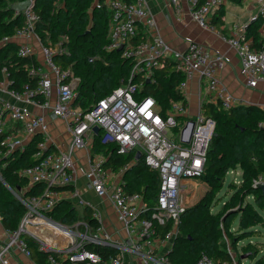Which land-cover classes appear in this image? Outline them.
<instances>
[{
	"label": "built area",
	"instance_id": "built-area-1",
	"mask_svg": "<svg viewBox=\"0 0 264 264\" xmlns=\"http://www.w3.org/2000/svg\"><path fill=\"white\" fill-rule=\"evenodd\" d=\"M224 1L205 0L194 8L196 0H190L194 19L202 27L215 30L216 25L210 21V13ZM34 6L35 0H32V4L23 11L24 26L11 36L1 37L0 46L16 36L27 39L36 37L41 41L36 31L40 15ZM95 6L109 10L106 50L120 52L121 57L132 65L124 84L101 98L91 109L82 110L74 105L80 77L70 67L62 68L54 58L56 54L66 51L60 44L51 46L43 42L41 50L44 58L40 61L41 65L31 70L40 77L36 88L27 85L23 91L12 90L7 88L10 82L8 78L2 81L7 82L5 89L12 96V99L1 100L0 104L3 155L23 150L38 133L42 134L43 139L37 145V162L20 170L30 185H42L41 192L26 197L17 194L27 210L18 229L8 231L7 237L0 239V264H18V257H31V249L24 234L37 238L41 249L59 252V258L52 254L49 256L50 264H60L63 259L74 263L105 264L102 254L87 245L121 247L103 226L100 210L83 196L76 185L75 153L80 148L89 151V166L85 176L91 188L98 196L110 197L118 219L134 236L127 248L138 253L144 264H170L167 254L156 252L154 241L158 236L154 223L165 225L168 221L173 222L172 229L162 238L163 241H172L178 235V223L190 206V198L194 196V189L189 184L200 179L205 171L217 123L203 112L202 106L195 116H190L188 103L183 101L173 103L164 114L156 98L143 93L145 82H156L155 71L161 67L164 59H172L176 61L175 69L184 74L179 84L182 93L189 81L197 77L212 95L214 103L220 102L226 109L240 104L218 76V71L226 63L225 55L212 53L195 41L188 43L183 51L175 49L161 35L147 0H96ZM258 18L264 19V3L253 20ZM223 38L237 50L247 85L256 87L260 81H264V48L253 45L254 40L247 33V26H235ZM34 52V46L29 41L19 45L20 55H35ZM32 106L48 109L67 123L70 141L66 147H54L56 143L50 134L48 116L35 112ZM259 107L264 111V103L259 104ZM18 125L22 126L25 136L17 131ZM95 126L100 128L98 133L101 132L103 143L116 142L118 152L122 154L132 151L137 154L140 151L145 163L159 171V192L153 211L141 193L128 192L124 186L122 175L136 162V155L118 170L117 179H113L114 170L106 165L107 158L102 153L91 152L97 134ZM169 129L173 130L171 134ZM262 183V177L254 180L255 186ZM68 186L72 188H65ZM26 190L24 188L21 191ZM64 193L71 201L92 209L98 225L94 227L88 222H80L76 226H69L53 220L49 212ZM136 221H140V229L136 228ZM41 228L49 230L53 239H57L59 234L66 242L56 240L52 243L49 234L39 231ZM229 251L232 255L230 261H217L203 254L196 264H240L231 248ZM109 260L111 264H124L121 254L111 256Z\"/></svg>",
	"mask_w": 264,
	"mask_h": 264
},
{
	"label": "trees",
	"instance_id": "trees-1",
	"mask_svg": "<svg viewBox=\"0 0 264 264\" xmlns=\"http://www.w3.org/2000/svg\"><path fill=\"white\" fill-rule=\"evenodd\" d=\"M19 1L22 0H0V38L13 35L24 26V13L11 8L13 3ZM95 1L35 0L34 6L40 15L36 31L42 42L51 46L60 44L69 51L68 54H56L54 58L62 68L70 67L80 77L74 105L84 111L91 109L101 98L124 84L132 67L130 61L121 57L120 52L106 50L109 10L95 6ZM204 1L196 0L194 8ZM229 1L240 4L243 0ZM215 8L218 17H214L211 22L219 26L223 23L224 5ZM261 27L264 28L262 18L247 26V33L254 40L253 45L259 48L264 47ZM18 49L19 45L14 41L0 46V81L8 78V87L17 91H23L27 85L36 88L40 77L31 70L41 65V62L35 55H20ZM91 58L94 60L90 61ZM175 63L172 59H164L161 67L155 71L156 82H145L143 88L144 94H151L156 98L164 114L175 102L187 103L179 88L184 74L175 69ZM202 110L217 123L216 135L212 138L205 171L201 177L207 184V191L181 216L178 236L167 253L170 264H196L203 254H208L217 261H230L232 255L224 230H229L231 221L239 215V231L255 235V231L250 228L264 220V190L254 185L255 179H264V111L254 104H238L226 109L220 102L208 101L203 102ZM42 139V134L38 133L23 150H16L5 156L0 138V213L7 231L18 229L27 210L17 194L26 197L41 192L42 185H30L27 177L20 174V170L37 162V145ZM92 151L102 153L107 158L106 165L115 171L130 163L136 155L133 151L128 154L119 153L116 142L103 143L101 132L95 134ZM236 168L242 170V181L230 184L235 191L226 203L227 211L213 212V201L224 186L227 172ZM124 180L127 191L141 193L153 211L159 192V171L148 166L142 156L125 171ZM24 188L27 190L22 192ZM248 196H253L254 201H249ZM85 209L92 212L89 207ZM91 212L87 214V222L96 227L98 221ZM49 215L57 222L68 224L77 218V211L73 202L66 199L59 202ZM154 224L156 235L160 238H165L173 227L172 221L165 225L157 222ZM43 229L42 232L45 233L46 230ZM244 234L245 232L241 237ZM24 238L29 243L31 257L38 264H50L51 254L59 258V252L41 249L33 236L24 234ZM232 240L235 242L236 237H232ZM87 247L102 254L105 261L118 254V249L109 245L88 244ZM239 263L243 264L242 260ZM60 264L84 263L63 259ZM256 264H264V259H258Z\"/></svg>",
	"mask_w": 264,
	"mask_h": 264
},
{
	"label": "crops",
	"instance_id": "crops-1",
	"mask_svg": "<svg viewBox=\"0 0 264 264\" xmlns=\"http://www.w3.org/2000/svg\"><path fill=\"white\" fill-rule=\"evenodd\" d=\"M147 2L151 12L153 13L161 35L175 49L183 51L186 49L188 43L195 41L202 44L208 51L212 53L224 54L226 57V63L218 71V76L222 83L229 89L231 94L240 101V104H254L259 106V104L264 103V81H260L256 87H250L247 85L246 79L241 72L242 62L237 50L223 38V35H228L232 31L233 27L238 25L248 26L250 23L254 22L253 17L257 14L260 5L264 3V0H243L240 4L225 0L223 3V23H221L219 26L215 24V30L202 27L194 19L190 0H147ZM216 13L217 8H213L210 13V21H212L214 17H218ZM260 31L264 34L263 27L260 28ZM12 41L16 42L18 45L28 41L31 42V44L34 46L35 56L40 61L43 60L44 55L41 50L42 40L40 41L36 37L27 39L23 36H16L12 39ZM2 81H0V99H12L10 92L5 89V85H7L5 83L7 82L5 81L2 83ZM183 93L187 98L190 116L196 115L203 102H213L211 99L212 95L204 86L201 85V81L197 77L189 81L188 86L184 89ZM32 109L37 113L48 116L51 132L53 134L52 137L56 143L54 147H66L70 141V133L67 129V123L63 119L56 117L48 109L33 106ZM17 128L18 130H16L19 132V134L25 136L22 126L18 125ZM75 155L77 165L75 172L76 185L82 191L83 196L91 200L102 213L103 226L111 234L112 239L121 245V247L116 248L118 249V254L123 256L124 264H144L138 253H134L127 248V246H130V240L134 236L128 233L124 224L118 219L116 208L110 197L98 196L86 179L85 173L89 166V151L86 148H80L76 151ZM110 169L112 168L110 167ZM124 173L123 175L120 174L123 176V178ZM118 176V171L114 170L112 172V178L117 179ZM191 184H189V186H191L195 192V189L199 184L198 180L193 181ZM66 199L70 200L66 198L64 193L62 199L59 202H62ZM72 202L76 208L77 216H79L76 224L80 222H87V214H90L91 211L88 209L86 211L85 206H83L82 210L80 211L78 208L79 204L75 203L74 201ZM135 226L137 229H140V221H136ZM7 233L8 231L0 219V239H5L7 237ZM174 239L172 241H163V239L158 236L154 241L156 252L158 254H167L172 248ZM109 259L105 261V264H111ZM18 260V264H38L33 258L20 256L18 257Z\"/></svg>",
	"mask_w": 264,
	"mask_h": 264
},
{
	"label": "rangeland",
	"instance_id": "rangeland-1",
	"mask_svg": "<svg viewBox=\"0 0 264 264\" xmlns=\"http://www.w3.org/2000/svg\"><path fill=\"white\" fill-rule=\"evenodd\" d=\"M64 51L68 54V50L63 47ZM50 134L51 126H49ZM173 132L172 129H169V134ZM178 136V135H177ZM242 179V170L241 168L231 169L226 174L225 183L223 188L217 193L211 210L213 212H218L226 209V203L230 200L232 194L234 193V188L230 186L231 183H237ZM199 184L196 187V191L194 192V196L190 198L189 205H193L200 200V198L207 191V184L203 181V179H198ZM249 201H254L253 196H248ZM78 204V203H77ZM86 207V206H85ZM80 211L83 208V205H78ZM237 209V208H234ZM80 213V212H79ZM264 218V213H262ZM79 216L72 223H68L69 226H76ZM48 233V230L45 229ZM250 230L255 231V235L251 233H247L246 231H239V215H237L232 221L229 227V230H224L225 240L227 242L228 247L239 256V260H242L243 264H256L258 259H264V220L261 221L258 225H255L250 228ZM244 237H241L242 233H244ZM246 235V236H245ZM59 236V235H58ZM232 237H236V241L233 242ZM37 240V238H35ZM53 241V237L50 238V241ZM38 241V240H37ZM39 242V241H38ZM39 246L41 247V243L39 242ZM246 255V257L240 258V256ZM32 258V257H30Z\"/></svg>",
	"mask_w": 264,
	"mask_h": 264
},
{
	"label": "water",
	"instance_id": "water-1",
	"mask_svg": "<svg viewBox=\"0 0 264 264\" xmlns=\"http://www.w3.org/2000/svg\"><path fill=\"white\" fill-rule=\"evenodd\" d=\"M32 4V0H22L19 1L17 3H13L11 8L17 12H23L28 6H30ZM55 115V114H54ZM100 130V128L98 126L94 127V131L96 133H98ZM216 135V132L215 134ZM142 157V153L140 151L137 152L136 154V158L140 159ZM259 187H261L264 190V183H262L261 185H259ZM246 255H242V258H245Z\"/></svg>",
	"mask_w": 264,
	"mask_h": 264
},
{
	"label": "bare ground",
	"instance_id": "bare-ground-1",
	"mask_svg": "<svg viewBox=\"0 0 264 264\" xmlns=\"http://www.w3.org/2000/svg\"><path fill=\"white\" fill-rule=\"evenodd\" d=\"M44 229L43 228H41V230H39V231H43ZM45 234H49V237L51 238L52 237V235H50V233H47V232H45ZM56 238L57 239H54L53 241L51 240V242L52 243H54V242H56V240H60L61 242H66V239L65 238H63V237H61V236H56Z\"/></svg>",
	"mask_w": 264,
	"mask_h": 264
}]
</instances>
